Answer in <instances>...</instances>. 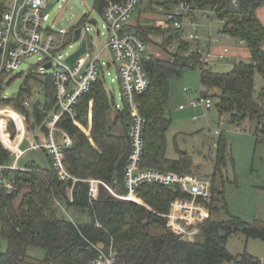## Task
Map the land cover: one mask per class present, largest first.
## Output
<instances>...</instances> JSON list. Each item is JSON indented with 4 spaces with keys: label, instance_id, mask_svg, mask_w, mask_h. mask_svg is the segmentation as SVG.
<instances>
[{
    "label": "trees",
    "instance_id": "16d2710c",
    "mask_svg": "<svg viewBox=\"0 0 264 264\" xmlns=\"http://www.w3.org/2000/svg\"><path fill=\"white\" fill-rule=\"evenodd\" d=\"M121 3L124 0H113ZM173 9L181 0H140ZM200 10H213L218 20L224 21L222 30L234 39L243 40L250 49L251 63L241 62L230 72H215L204 67L200 56L193 53L181 32L170 25L148 29L127 25L125 31L136 33L148 44L149 35L162 37L164 53L168 58L151 56L144 60L150 86L148 91L136 96L140 113L146 120L144 133L145 153L143 168L158 169L175 175L194 174L199 166L193 157L178 150L179 158L167 156V133L172 125L168 111L171 79L182 77L192 69H200L203 97L217 98L215 107L221 117L227 116L230 123L242 125L247 120H259L261 129L257 134L264 139V89L257 94L256 71L264 75V25L258 18V10L264 0H240L238 6L232 0H188ZM107 0H95L94 10L103 16ZM3 8H0V12ZM85 19H83L84 21ZM163 29V30H161ZM73 34V29L70 35ZM171 47V49H170ZM176 47V49H172ZM15 77V76H14ZM7 73H0V106L13 105L27 114L30 129L31 112L25 108V95L30 93L32 72L16 97L4 99L5 86L14 80ZM12 78V79H11ZM44 84L47 87L46 107L55 105V93L51 77ZM218 91V92H215ZM110 93L106 75L101 73L91 91L80 99L79 121L83 129L65 119L61 126L75 140L73 148L65 152L64 164L75 179L63 180L51 165L44 169L34 161L25 165L24 170H4L5 177L13 176L14 188L8 193L0 190V239L8 244L6 252L0 251V264H93L99 251L108 250L111 243L115 248L116 264H261L252 255H233L227 248L233 234L242 233L248 239L264 241V223L253 224L239 218L217 222L211 214L226 209L224 191L216 187L217 175L221 176L227 161V143L224 138L216 143L214 160L213 198L207 205L208 217L200 224L201 234L195 241H185L168 230L167 214L171 203L185 198L178 189L159 184H145L138 188V197L149 207L132 201L120 200L104 186L100 187L97 199L90 196L87 180L103 181L114 193L125 195V169L130 158L129 128L131 123L128 106L112 117ZM47 108V109H48ZM212 109V108H211ZM91 111V126L89 112ZM37 122L41 123L46 113L39 107L34 111ZM5 121L0 118V122ZM6 122V121H5ZM119 126L123 132L116 134ZM3 141L13 149L15 142L9 135ZM12 158L0 144V163L9 164ZM1 175V173H0ZM72 189V200L68 196ZM63 202L71 218L58 206ZM71 211V212H70ZM63 214V216L60 214ZM30 248L43 249L44 260L28 255Z\"/></svg>",
    "mask_w": 264,
    "mask_h": 264
},
{
    "label": "built area",
    "instance_id": "2783aa9c",
    "mask_svg": "<svg viewBox=\"0 0 264 264\" xmlns=\"http://www.w3.org/2000/svg\"><path fill=\"white\" fill-rule=\"evenodd\" d=\"M49 2L50 0H0V8H3L0 12V73L12 76L24 61L40 55L39 75L46 78L51 77L56 88L55 105L51 112L47 113L46 109H43L47 115L43 119L38 135H34L36 129L32 131L28 127L25 116L13 108L1 106L0 118H4L9 125L12 122L16 128V136L22 135L20 141H30V150L43 149L61 179H72L77 182V179L68 173L64 164L65 152L74 147L75 140L61 126V122L69 119L74 125L84 130L79 121L80 99L91 91L94 82L97 81L101 73L110 76L106 70L107 66H116L118 80L123 91L122 96L131 117L130 158L124 173L127 193L118 195L103 181L90 179L87 180L90 184V196L93 199L97 198L98 186L106 187L113 196L126 201H138V188L145 184H159L178 189L185 195V198L172 202L169 212L162 216L168 219L170 232L182 240L195 241L201 234L200 224L209 215L207 205L213 198V179L198 174L175 175L158 169L143 168L146 120L140 113L136 96L145 94L149 89L150 82L144 68V60L149 58L151 53L147 49V42L141 36L125 31L132 14L137 9L139 0H124L121 3L107 0V6L103 12L107 38L102 46L95 43L93 38L88 37V22L86 19L82 20L79 23L82 28L81 38L78 41L80 45L73 53L81 47L84 40H87V48L86 52L73 65L66 62L73 53H62L66 47L63 39L66 33L57 37L53 28L45 24L49 20V15L45 13ZM239 3L240 0H232V4L235 6H238ZM198 13L203 18H215V11L197 9L188 0H181L173 9L165 11L166 24L170 25L172 29L185 32L184 23L186 20L189 25L195 28L193 33L186 34L185 32V40L192 44L186 56L193 53L199 54L200 62L206 68L216 63L231 61V51L228 47H223L222 51L218 53L202 49L196 18ZM219 21L222 25L224 24V21ZM75 29L76 27L73 28V34L70 35L72 41ZM99 34L100 36L104 35L102 32ZM220 36L230 37L222 29ZM240 41L245 43L243 40ZM217 43H221L220 40H217ZM73 47L74 43H70L69 48ZM172 49L175 50L176 47H172ZM106 52L110 53V58L105 56ZM102 58H107V61H102ZM49 63L51 68L46 69V65ZM48 72L49 74H47ZM32 73L36 74V72ZM46 89L43 86V94L47 93ZM184 91L190 93L189 89ZM215 103L216 101L212 97L200 95L199 98L191 100L189 106L193 109L201 107L208 111L214 107ZM24 106L33 107L34 105L30 101H25ZM124 109L125 106L116 105L112 109V113L116 114ZM179 109L185 110V106L181 105ZM8 110L10 112L6 113L5 111ZM91 117L90 111V120ZM194 120H198V118L195 117ZM33 122L35 123V119ZM224 123L225 120L222 121V124ZM215 134L219 135L220 132L216 131ZM21 155L22 152L17 148V159H20ZM4 170H24V168H19L16 163L12 165L0 163V190L6 189L10 193L14 188V179H7L3 175ZM68 196L72 200V189ZM57 204L71 218L63 202L58 200ZM97 249L99 256L93 264H116L117 257L113 243L108 250L98 247Z\"/></svg>",
    "mask_w": 264,
    "mask_h": 264
},
{
    "label": "rangeland",
    "instance_id": "374dc122",
    "mask_svg": "<svg viewBox=\"0 0 264 264\" xmlns=\"http://www.w3.org/2000/svg\"><path fill=\"white\" fill-rule=\"evenodd\" d=\"M94 2L95 0H50L45 11L49 15V20L45 24L53 28L57 37H60L64 32L66 33L63 36L66 47L62 53L71 54L79 47L80 43L76 42L73 48H69V44L73 43L70 31L78 23H81L85 14H88L86 18L89 28L88 37L93 38L94 42L101 46L105 43L107 30L104 26L106 22L104 17L94 10ZM160 7L156 4H153L152 7L148 5L147 1H140L136 11L131 16L130 22L136 27L157 28L159 27V20L165 13V10L159 13ZM207 11L209 10L207 9ZM257 13L259 20L264 25V4ZM197 15L201 14L198 13ZM196 18L198 31L202 37L201 43L205 49V46L208 45L207 38L212 32L211 36L214 39L219 38L222 46L231 47L236 56V59L230 63H217L212 66L215 72L227 73L241 62H252L247 44L241 43L239 40H227L225 37H219L222 24L217 18H198L197 16ZM92 19H95L97 24L91 23ZM184 30L186 34L195 32V28L188 24V20L184 23ZM101 32L104 33L103 36H100L99 33ZM180 32L185 40V32ZM149 38L151 41L147 45L148 51L156 57L168 58V55L162 50L163 38L157 35H149ZM190 46L192 47V44ZM212 47L217 49L218 43L213 42ZM39 56L36 55L24 61L16 73L11 76L12 78L15 77L10 85L4 87L2 93L4 99L17 96L30 72H36L35 78L28 83L30 93L25 95V99L34 105L38 100L44 101L42 90L46 77L39 75ZM105 56L110 58V53L106 52ZM102 61H107V58H102ZM106 70L110 73V76H106L107 88L111 99L114 100L111 102V106L112 108H115L116 105L123 107L126 102L122 96L123 91L118 80L117 68L111 65L110 67L107 66ZM255 88L257 94L264 89V75L258 71L255 74ZM185 89H189L190 93H186ZM203 90L200 69L198 68L186 71L182 77L171 79L168 111L173 122L167 133V156L176 160L179 158L178 150L188 152L193 157L195 165L200 168L194 174L211 178L214 176L216 143L220 137L224 138L227 143L228 157L226 165L222 169L223 173L221 176L217 175L216 187L218 190L224 191L227 207L212 213L211 218L217 222L239 218L251 224L259 221L264 223V139L256 133L257 129H261L262 126L259 125L257 119L247 120L242 125L230 123L227 116L221 117L219 115L215 106L208 111L201 107L192 109L189 106L190 101L199 98ZM215 101L217 102V98ZM180 105L185 106L186 110L181 111ZM29 110L33 111V107H30ZM195 117L199 120L195 121ZM223 120H225L224 124H222ZM5 127L6 122H0V137L3 140L7 138ZM216 131H219L220 134L216 135ZM114 132L121 134L123 130L116 126ZM27 146L29 143L23 144V148ZM8 153L12 157L10 150ZM33 161L44 169L51 166L50 158L43 149L29 150L20 165L25 166ZM60 214L63 216L61 212ZM227 248L235 256H242L247 253L264 264V241L261 239H248L242 233L233 234L228 240ZM7 249L6 240L1 238L0 251L6 252ZM28 255L33 259L44 260L46 252L43 249L30 248Z\"/></svg>",
    "mask_w": 264,
    "mask_h": 264
},
{
    "label": "crops",
    "instance_id": "0c3cea01",
    "mask_svg": "<svg viewBox=\"0 0 264 264\" xmlns=\"http://www.w3.org/2000/svg\"><path fill=\"white\" fill-rule=\"evenodd\" d=\"M139 2H140V0H139ZM165 10L163 7H160L159 8V13H160V11L162 12V10ZM166 11V10H165ZM197 17L198 18H203V17H200L199 15H197ZM216 18V17H215ZM164 23V24H163ZM198 23V22H197ZM221 24V23H220ZM127 25H134L133 23H131L130 21H129V23L127 24ZM164 25H167L168 26V24H166V21H165V13H164V15H163V17L161 18V20H159V26H164ZM223 27V26H222ZM199 32V31H198ZM212 32H211V34H209V37L207 38V40H208V45L207 46H205L206 47V49L203 47V45H202V43L200 42V46L202 47V49H204V50H210V51H212V52H214V53H218V52H220V51H222V49H223V47H228V48H230V51H231V61H229V62H224V63H230V62H232L234 59H236V56H235V54H234V52H232V48L231 47H229V46H222V42L221 43H218V48L217 49H213V47H212V43L214 42V43H217V40H219V38L218 39H214L212 36ZM219 37H223V36H219ZM227 40H233L234 38H232V37H225ZM201 39H202V37H201ZM234 40H239V39H234ZM240 41V40H239ZM246 44V43H245ZM217 64V63H216ZM216 64H214V65H212V66H215ZM211 66V67H212ZM43 86H45L46 87V85L44 84V82H43ZM47 88V87H46ZM47 94V93H46ZM46 94H43L42 93V95L44 96V101L43 102H41L40 100H38L37 102H36V104L33 106V111H30L29 110V108L30 107H25L26 109H28L30 112H31V115H30V122L32 123V124H35V128L34 129H31L32 131H34L35 129V132H34V135L36 136V134L38 135V133L40 132V130H41V125H42V122H43V120H42V122L41 123H38L37 122V119H36V116H35V114H34V111H35V109L37 108V107H39V109L43 112V109H46V112L48 113V112H51L52 110H53V108H48V107H46V104H47V102H49L48 101V99L46 98ZM16 97V96H15ZM25 101H27V100H25ZM2 106V105H1ZM0 106V107H1ZM181 106V105H180ZM6 107H8V108H13L15 111H17V112H19V113H22L24 116H25V118L27 119V114L26 113H23L21 110H19V109H17L15 106H13V105H6ZM48 108V109H47ZM180 108V107H179ZM193 109V108H192ZM185 110H186V108H185ZM181 111H184V110H181ZM44 113V112H43ZM47 115V114H46ZM112 117L114 118L115 117V115H113L112 114ZM33 119H35V123L33 122ZM199 120V119H198ZM195 121H197V120H195ZM27 125H28V127H30V123H28V119H27ZM89 126H91V120H89ZM5 132L9 135V140L11 141V142H15L16 141V139H17V136H16V128H14V126H13V124H12V122L10 123V125L9 124H7L6 123V127H5ZM27 143H29V146H30V141H27V140H24V141H19V144H18V146H17V148L19 149V151L20 152H22V155H21V157H20V159H17V157H16V152H17V149H15V150H12L11 148H9L6 144H5V142L3 141V139L0 137V144L6 149V150H10L11 151V153H12V162L11 163H9V164H4V165H12V164H14V163H16L17 164V166L19 167V168H24L25 169V166H21L20 165V162L22 161V159L26 156V153L30 150L29 149V146H27V147H24L23 148V144H27ZM46 153V152H45ZM47 155V154H46ZM48 156V155H47ZM7 179H10V180H13L14 178H13V176H10V177H7ZM100 187L101 186H98V191H97V198H98V196H99V193H100ZM112 190V189H111ZM113 191V190H112ZM69 192H70V190H69ZM69 192H68V194H69ZM112 194V193H111ZM96 198V199H97ZM138 199V201H132V202H134V203H136V204H139V205H142V206H146V207H148L139 197L137 198ZM149 208V207H148ZM160 216H162V215H160Z\"/></svg>",
    "mask_w": 264,
    "mask_h": 264
},
{
    "label": "water",
    "instance_id": "95a60500",
    "mask_svg": "<svg viewBox=\"0 0 264 264\" xmlns=\"http://www.w3.org/2000/svg\"><path fill=\"white\" fill-rule=\"evenodd\" d=\"M87 16H88V14H85L83 18L86 19ZM91 23L96 24L97 21L95 19H92L91 20ZM75 27H76V29L74 31L73 43H76V42H78L80 40V38H81V31H82V28L79 25V23ZM86 48H87V40H84L82 42L81 47L75 53H73L71 56H69L67 58L66 62L69 65L75 64L76 61L79 59V57L86 52ZM50 68H51V64L49 63V64L46 65V69H50Z\"/></svg>",
    "mask_w": 264,
    "mask_h": 264
},
{
    "label": "bare ground",
    "instance_id": "6f19581e",
    "mask_svg": "<svg viewBox=\"0 0 264 264\" xmlns=\"http://www.w3.org/2000/svg\"><path fill=\"white\" fill-rule=\"evenodd\" d=\"M6 113H9L10 111L8 110V111H5ZM2 120H4V118H1ZM20 123H18V125H19ZM20 126V125H19ZM22 139V135H19L18 137H17V139H16V142H15V144L13 145L14 147H13V149H17V146H18V144H19V141Z\"/></svg>",
    "mask_w": 264,
    "mask_h": 264
}]
</instances>
